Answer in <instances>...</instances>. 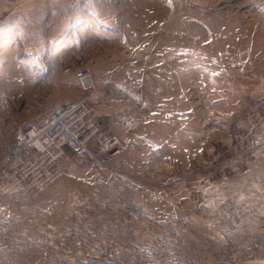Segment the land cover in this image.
Returning a JSON list of instances; mask_svg holds the SVG:
<instances>
[{
  "label": "rangeland",
  "instance_id": "1",
  "mask_svg": "<svg viewBox=\"0 0 264 264\" xmlns=\"http://www.w3.org/2000/svg\"><path fill=\"white\" fill-rule=\"evenodd\" d=\"M82 96L119 145L21 162L0 264H264V0H0V162Z\"/></svg>",
  "mask_w": 264,
  "mask_h": 264
},
{
  "label": "built area",
  "instance_id": "2",
  "mask_svg": "<svg viewBox=\"0 0 264 264\" xmlns=\"http://www.w3.org/2000/svg\"><path fill=\"white\" fill-rule=\"evenodd\" d=\"M77 74L84 85H90L88 68L80 69ZM122 124L130 129L133 118H124ZM100 125L98 111L87 98L60 101L25 129L21 144L9 159L0 162V183L7 181L19 164L31 155H36L45 164L68 153L80 160L84 156L94 170H104L99 152H110L119 145V140L114 133L103 131ZM96 140L101 148L98 152L94 149ZM234 164L228 162L227 166L232 168L236 166Z\"/></svg>",
  "mask_w": 264,
  "mask_h": 264
},
{
  "label": "bare ground",
  "instance_id": "3",
  "mask_svg": "<svg viewBox=\"0 0 264 264\" xmlns=\"http://www.w3.org/2000/svg\"><path fill=\"white\" fill-rule=\"evenodd\" d=\"M80 69H82V68H80ZM80 69H79V70H80ZM79 70H78V71H79ZM78 71L76 72L77 77H78V74H77ZM78 78H79V77H78ZM79 80H80L79 83H80L81 86H82V81H81L80 78H79ZM87 84H88V83H87ZM89 84H90V81H89ZM83 85H84V84H83ZM84 86H85V87H89L90 85H84ZM82 98H87V97L82 96ZM87 99L90 100L89 98H87ZM90 102H91V101H90ZM122 121H123V120H122ZM122 125H123V124H122ZM133 126H134V123H133ZM133 126H132L131 128H133ZM123 127H124V126H123ZM124 128H125V127H124ZM131 128H130V129H131ZM125 129H126V128H125ZM127 130H128V129H127ZM114 134L116 135L117 139L119 140L118 135H117L115 132H114ZM77 159L80 160L78 157H77ZM82 161L85 162L89 167L92 166L91 164L88 163L89 160L87 159V157L82 156ZM91 168H92V167H91ZM93 169H94V168H93Z\"/></svg>",
  "mask_w": 264,
  "mask_h": 264
},
{
  "label": "snow or ice",
  "instance_id": "4",
  "mask_svg": "<svg viewBox=\"0 0 264 264\" xmlns=\"http://www.w3.org/2000/svg\"><path fill=\"white\" fill-rule=\"evenodd\" d=\"M212 75H216V73H213Z\"/></svg>",
  "mask_w": 264,
  "mask_h": 264
}]
</instances>
